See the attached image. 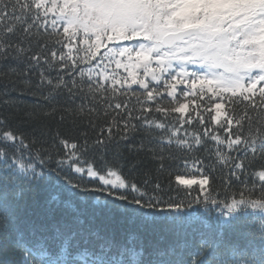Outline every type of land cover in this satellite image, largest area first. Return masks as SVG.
I'll list each match as a JSON object with an SVG mask.
<instances>
[{"label":"snow or ice","instance_id":"1","mask_svg":"<svg viewBox=\"0 0 264 264\" xmlns=\"http://www.w3.org/2000/svg\"><path fill=\"white\" fill-rule=\"evenodd\" d=\"M0 103V264H264V0H0ZM61 180L156 242L40 202Z\"/></svg>","mask_w":264,"mask_h":264},{"label":"trees","instance_id":"2","mask_svg":"<svg viewBox=\"0 0 264 264\" xmlns=\"http://www.w3.org/2000/svg\"><path fill=\"white\" fill-rule=\"evenodd\" d=\"M75 54V53H74ZM115 68V64H112L109 68V72ZM121 76H126L127 73L124 69L117 70ZM134 88L137 86H133ZM183 87V86H181ZM170 98L165 97L164 103ZM23 100L27 101L28 103L32 102V98L29 96L23 97ZM135 103V100L132 101ZM195 105H190V110L194 108ZM12 109L10 107L4 106L0 103V115L8 114ZM178 115V114H174ZM51 127L53 131L57 129L65 136L70 138V142L73 139L80 140V133L83 132L85 129L83 128H74L67 123H59L57 120L51 121ZM193 130L189 128V131ZM183 132V130H182ZM82 143V141H80ZM214 142L210 143L208 147H212ZM62 150V149H61ZM91 157V153L88 154ZM201 158L207 157L208 153L205 150H201L198 154ZM195 155L193 158H195ZM233 155H237L233 153ZM211 163V161L205 159V164ZM97 167L99 165L97 164ZM127 171V170H125ZM194 171V169H193ZM211 171V170H210ZM73 178L74 181L81 183L82 185L92 187L94 185H98V180H93L92 178L87 177L86 173L83 174H76L71 172L70 170L66 169ZM213 177H216L215 181L212 183V191L213 195H216V190L219 189V198H223L224 196V185L220 183L219 177L221 176V169L219 167L216 168L215 171L211 172ZM63 175V174H62ZM175 175V173H174ZM174 178V177H173ZM139 179V177H137ZM167 173H165L162 177L165 185L167 183ZM249 183H251V177L248 178ZM55 181H50L47 185L43 186L39 190V200L40 202H44L47 199H50L51 196H56L59 200L64 201L66 204L71 206V209L83 208L85 209L84 217H82L85 222L91 221V227L95 230H98L102 235L105 236H114L117 241L123 240L127 238L130 234L135 235L137 240L143 239L144 245L147 248L150 242L155 243L157 237L155 236H148L145 232L137 227L136 218L130 212V210L121 205V202L114 200L113 198L107 197L106 193L102 192H81L79 189H73L71 186L67 185L63 180L60 181V185L57 188H53L52 184ZM234 188L236 187L235 181H233ZM196 189V191L192 192L191 195L195 197L197 193L200 191L198 185L192 186ZM238 190V189H237ZM165 198L168 195H174V193H165ZM183 196V194H181ZM111 200V203H106L105 201ZM191 212H195L196 216L200 218L201 221L207 223L209 227H215L217 216L213 213L209 214L206 212L203 207L198 205H193L192 209H189ZM249 214H251L252 210L249 209ZM258 214V213H257ZM204 225L201 223V228Z\"/></svg>","mask_w":264,"mask_h":264},{"label":"rangeland","instance_id":"3","mask_svg":"<svg viewBox=\"0 0 264 264\" xmlns=\"http://www.w3.org/2000/svg\"><path fill=\"white\" fill-rule=\"evenodd\" d=\"M190 178V177H189ZM194 186V185H193ZM199 186V185H198Z\"/></svg>","mask_w":264,"mask_h":264}]
</instances>
